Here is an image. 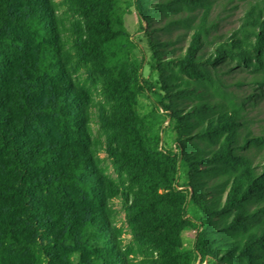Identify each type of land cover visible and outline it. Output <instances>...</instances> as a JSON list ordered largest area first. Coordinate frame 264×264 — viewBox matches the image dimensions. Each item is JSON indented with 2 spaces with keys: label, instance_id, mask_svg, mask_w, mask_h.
I'll return each mask as SVG.
<instances>
[{
  "label": "trees",
  "instance_id": "obj_1",
  "mask_svg": "<svg viewBox=\"0 0 264 264\" xmlns=\"http://www.w3.org/2000/svg\"><path fill=\"white\" fill-rule=\"evenodd\" d=\"M215 5L0 0V264H264V123L250 115L264 100V0H244L225 32ZM225 58L251 67L227 79ZM164 121L174 148L159 145Z\"/></svg>",
  "mask_w": 264,
  "mask_h": 264
},
{
  "label": "rangeland",
  "instance_id": "obj_2",
  "mask_svg": "<svg viewBox=\"0 0 264 264\" xmlns=\"http://www.w3.org/2000/svg\"><path fill=\"white\" fill-rule=\"evenodd\" d=\"M59 3H63L64 0H57ZM216 5L214 8L213 13L220 15V22H219V31L225 32L233 27H235L239 22V17L242 12L244 0H215ZM233 5H236V7H233ZM63 9L64 7L61 6ZM71 17V16H69ZM124 18V25L127 28V30L130 32L131 37L134 41L137 43V47L134 50V53L136 56L140 59H142L143 51L140 47H143L144 44L143 41H141V35L143 34L141 28H139V23L137 16L133 10V8H129L126 10V13L123 16ZM161 20L157 19L155 21L156 27H160ZM155 31V30H154ZM156 35L163 40L169 37L168 32H166L163 29H157L155 31ZM157 37V36H156ZM139 44V46H138ZM173 46H161L160 50H170ZM179 50H175L172 52L173 54H177ZM145 58L143 60L146 62L148 53L144 55ZM222 69H230L231 71L226 74V78L229 79L231 76L237 77V75L244 76L246 73H248V70L250 69V65H244V64H236L231 59L225 58L218 64ZM143 75L146 76L148 74V67L146 64L143 65L142 68ZM246 86V84H243ZM144 100V99H143ZM101 102L100 96L97 94L96 91H93V108L95 111V107L99 105ZM251 116L255 117L256 119H259L264 123V100L259 102L258 106L254 108V110L250 113ZM167 121H164L161 128H160V141L159 145L163 148H174V140H173V134L167 129ZM92 131L94 136H99V128L97 125L96 118L93 116L92 122ZM253 129L257 130V124H254ZM99 156L102 160L101 165L109 175H114L113 168L110 162V159L105 156L104 152L102 150H99ZM184 175L181 174L180 181L183 180ZM179 181V182H180ZM111 206L113 209V215H114V222L118 229H120L121 233V240L123 245H130L131 247H134V243L132 241L131 236L128 234V228L124 217V208L122 207L121 203L118 199H113L111 202ZM196 234V230L190 226H187L182 230L181 233V248L182 249H189L193 245L194 237ZM130 257L132 258L133 264H142V256L141 254H131ZM195 264H203L200 262H196Z\"/></svg>",
  "mask_w": 264,
  "mask_h": 264
}]
</instances>
